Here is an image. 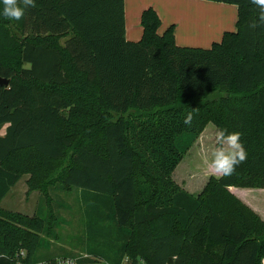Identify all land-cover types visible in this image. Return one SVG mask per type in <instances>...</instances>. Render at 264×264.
Masks as SVG:
<instances>
[{
	"label": "trees",
	"instance_id": "16d2710c",
	"mask_svg": "<svg viewBox=\"0 0 264 264\" xmlns=\"http://www.w3.org/2000/svg\"><path fill=\"white\" fill-rule=\"evenodd\" d=\"M203 1L237 7L236 31L208 49L177 46L173 26L158 35L152 8L141 14L140 41L126 40L124 0H36L22 20L0 16V78L8 80L0 86V204L21 179L9 166L15 154L52 162L66 155L71 142L58 135L61 123L70 126L65 112L84 117L92 108L72 97L96 104L105 119L86 126L97 134H86L87 146L52 187L79 191L84 252L37 256L45 225L59 220L63 206L49 198L31 217L0 208V257L11 264H262L264 219L230 189L264 190V24L252 27L259 9L249 0ZM232 102L240 109L235 122L219 120L215 110ZM206 107L208 121L241 133L247 159L194 197L175 187L171 173L197 138L186 113ZM136 161H149L141 177L148 188Z\"/></svg>",
	"mask_w": 264,
	"mask_h": 264
},
{
	"label": "rangeland",
	"instance_id": "374dc122",
	"mask_svg": "<svg viewBox=\"0 0 264 264\" xmlns=\"http://www.w3.org/2000/svg\"><path fill=\"white\" fill-rule=\"evenodd\" d=\"M212 12L219 14L220 10L212 7ZM220 91L226 92L225 89H221ZM72 99L78 105L87 104L92 108L91 110L89 109V115L84 117H71L68 112H65L70 126L68 127L65 123H61L58 135L67 137L71 142V147L66 155L60 161L52 162L47 159H42L31 152L15 154L11 158L9 166L21 174V179L11 188L10 192L0 204V208L3 210L31 217L36 215L40 208L46 210V203L49 201V198H53L57 202L59 201L62 203V208L56 210L59 220H55V224L53 225H45V229L49 234L45 232L40 236L41 245L37 256L41 258L45 256H79L84 252L86 244L79 191L76 189L59 191L52 187L57 188L60 186V183L54 182V180H58L61 177L62 172L67 167L75 151L81 146H87L88 136L86 134H97V130L88 129L86 126L91 127L92 123L97 121V125L101 124L105 119L96 104L85 103V101L75 96L72 97ZM206 99L197 100L196 106L202 101H206ZM236 104L237 103L232 102L227 107L224 106L221 109L215 110L216 117H219V120L222 119L221 121H226L228 119L230 122H235L238 112H240ZM220 107L222 106L220 105ZM207 108L208 107L204 108L201 114L200 110L194 112L192 124L195 125L197 129L194 128L192 131L197 133V138L181 155L171 173V180L175 187L194 197L199 196L210 178H218L215 175L209 174L205 162V152L206 146L210 148L212 144V126L222 127L207 120L210 117ZM215 113H212V115ZM5 128L6 126L0 128V134H4ZM147 130L148 129H145V131ZM148 132L151 133V130H148ZM93 142L97 145L100 143V139L96 138ZM145 143L146 141L144 139H139V148L144 149ZM148 163L149 161H146V163L145 161H136L135 173L137 177L141 178L145 176L144 166ZM144 180L142 179V181ZM49 181L53 183L50 187H46V183ZM30 184L35 187L33 190L30 189ZM144 185L145 188L149 187V184L145 181ZM151 192L152 191L146 192L145 197L149 196ZM253 195L254 197H250V195L249 197H258L259 199L255 203L264 207V202L262 201L264 193H255ZM1 261H5V259H0V264H2Z\"/></svg>",
	"mask_w": 264,
	"mask_h": 264
},
{
	"label": "crops",
	"instance_id": "0c3cea01",
	"mask_svg": "<svg viewBox=\"0 0 264 264\" xmlns=\"http://www.w3.org/2000/svg\"><path fill=\"white\" fill-rule=\"evenodd\" d=\"M212 7L220 13H213ZM148 8H152L160 19L158 35L173 26L174 42L179 47L208 49L213 43H219L225 32L236 31L237 7L233 5L203 0H124L126 40L140 41L143 33L141 14ZM230 191L264 219V207L255 203L259 198H250L255 193L263 194L264 190L231 188ZM2 258L5 259L2 264H11L8 258Z\"/></svg>",
	"mask_w": 264,
	"mask_h": 264
},
{
	"label": "clouds",
	"instance_id": "9594fccd",
	"mask_svg": "<svg viewBox=\"0 0 264 264\" xmlns=\"http://www.w3.org/2000/svg\"><path fill=\"white\" fill-rule=\"evenodd\" d=\"M259 9L258 21L254 22L252 27L264 24V0H249ZM36 7V0H0V16L9 21H19L24 18L25 12L29 8ZM192 109L186 113L184 118L185 125H191L194 118ZM211 133L212 144L206 146L205 162L210 175L219 178L232 176L236 168L243 164L247 159V151L241 142L240 132H228L227 129L212 126ZM41 264L46 262L41 261ZM57 264H76L74 260H60L57 258Z\"/></svg>",
	"mask_w": 264,
	"mask_h": 264
},
{
	"label": "water",
	"instance_id": "95a60500",
	"mask_svg": "<svg viewBox=\"0 0 264 264\" xmlns=\"http://www.w3.org/2000/svg\"><path fill=\"white\" fill-rule=\"evenodd\" d=\"M0 86L3 87L8 86V80L0 78Z\"/></svg>",
	"mask_w": 264,
	"mask_h": 264
},
{
	"label": "built area",
	"instance_id": "2783aa9c",
	"mask_svg": "<svg viewBox=\"0 0 264 264\" xmlns=\"http://www.w3.org/2000/svg\"><path fill=\"white\" fill-rule=\"evenodd\" d=\"M60 260H69V259H71V260H74L75 262H76V260L75 259H72V258H64V259H62V258H59ZM38 264H41V263H38ZM46 264H48V263H46ZM56 264H57V260H56ZM262 264H264V260H262Z\"/></svg>",
	"mask_w": 264,
	"mask_h": 264
}]
</instances>
